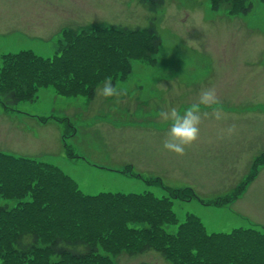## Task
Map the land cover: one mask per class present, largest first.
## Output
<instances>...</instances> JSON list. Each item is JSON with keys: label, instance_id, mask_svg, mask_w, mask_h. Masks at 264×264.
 Instances as JSON below:
<instances>
[{"label": "rangeland", "instance_id": "1", "mask_svg": "<svg viewBox=\"0 0 264 264\" xmlns=\"http://www.w3.org/2000/svg\"><path fill=\"white\" fill-rule=\"evenodd\" d=\"M144 3L0 0V66L3 54L20 50L49 57L74 32L100 38L116 34L95 48L72 44L64 52L67 61L84 59L81 50L93 54L100 52L98 48L127 45L116 28L137 26L143 32L152 21L161 38L154 63L144 57L148 41L138 55L129 43L128 70L124 77L110 79L117 89L112 96L102 94L103 76L112 75L115 70L109 69L115 64L107 56L111 65L104 66L101 55L94 66L88 65L89 58L83 69L70 68L74 77L69 79L75 83L69 87L64 86L66 78L47 65L42 77L48 75L52 83L39 85L35 99L22 97L6 106L0 97V151L53 164L87 194L151 192L165 197L168 189L184 188L183 198H171L176 216L174 223L163 225L168 231H176L188 213L208 232L239 226L264 229V169L249 182L255 187L251 194L246 193L248 185L234 201L207 203L231 194L248 175L254 157L264 155V0H251L245 13L228 12L223 0H164L162 5L155 1L154 12ZM24 75L30 80L41 77ZM83 77L97 79L87 84L96 92L91 99L78 95ZM204 88L214 91L216 102L200 103ZM193 104L199 105L201 115L196 139L184 145L183 153L164 148L172 118L162 113L173 108L182 112ZM15 179L0 171V189L7 192L0 196V205L12 208L16 203V197H7L19 187ZM42 183L36 199L43 195L56 209L78 204L89 210L63 184L48 177ZM32 216L29 210L25 218ZM120 252L110 256L114 264H171L155 248Z\"/></svg>", "mask_w": 264, "mask_h": 264}, {"label": "trees", "instance_id": "2", "mask_svg": "<svg viewBox=\"0 0 264 264\" xmlns=\"http://www.w3.org/2000/svg\"><path fill=\"white\" fill-rule=\"evenodd\" d=\"M152 1V4L144 3L150 11H154L155 5L162 4L164 0ZM223 1L230 10L244 13L252 6L250 0ZM115 30L123 32L119 37L127 45L117 49L98 48L100 52L93 51V54L81 50L84 59L71 57L67 61L64 52L70 50L72 44L89 43L90 48L99 46V42L105 45L116 33L100 38L90 33L74 32L71 40L50 57H41L29 50L5 55L0 67V94L7 103L17 102L21 97L31 99L39 85L52 83L53 79L48 75L42 77L47 65L60 72L61 77L66 78L64 86L69 87L75 83L69 79L74 77L70 68L75 72L83 69L81 66L84 67L89 58L88 65L94 66L96 57L101 55L105 57L100 60L104 66L110 67L109 60L115 64L109 69L110 72L115 70L114 73L103 76L104 80L111 79L120 71L125 74L124 69L128 70L127 55L132 53L129 43L133 42L132 48L138 55L142 52L141 45L148 41L144 57L155 54L161 44L152 21L143 32L128 27ZM107 56L111 59L107 60ZM27 73L41 77L30 80L24 75ZM96 80L95 77H83L77 92L85 88L83 85L93 84ZM93 91V85L88 86L89 96ZM58 92L63 93L61 90ZM23 166L26 169H21ZM3 169L6 176L11 174L17 178L15 184L19 187L7 196L16 197L12 208L8 204L0 205V264H113L109 256L111 253L126 251L133 254L154 248L173 264H264V231L257 228L238 227L229 232L207 233L200 220L189 214L176 231L169 232L163 225L174 223L175 213L166 196L156 197L151 192L83 194L72 179L56 166L0 152V171ZM46 177L79 195L89 210L78 204L56 209L43 195L36 199L44 189L42 180ZM186 191L184 188L168 190L172 198H181ZM6 194L0 189V196ZM29 210H33V216L25 218Z\"/></svg>", "mask_w": 264, "mask_h": 264}, {"label": "clouds", "instance_id": "3", "mask_svg": "<svg viewBox=\"0 0 264 264\" xmlns=\"http://www.w3.org/2000/svg\"><path fill=\"white\" fill-rule=\"evenodd\" d=\"M117 92L110 79H106L103 84L102 94L105 97L112 96ZM201 104H211L216 102L214 91L208 88L201 90L199 95ZM166 118L170 115L172 122L170 124L167 138L163 141L164 148L176 153L184 152V145L194 141L199 133V122L201 115L199 105L193 104L191 107L184 109L182 112L173 108L169 112H163Z\"/></svg>", "mask_w": 264, "mask_h": 264}, {"label": "crops", "instance_id": "4", "mask_svg": "<svg viewBox=\"0 0 264 264\" xmlns=\"http://www.w3.org/2000/svg\"><path fill=\"white\" fill-rule=\"evenodd\" d=\"M263 169H264V168L261 169V171H260L261 173H263ZM253 190H255V187H254L252 184H250L249 187H248V192H246V193L251 194V192H252Z\"/></svg>", "mask_w": 264, "mask_h": 264}, {"label": "bare ground", "instance_id": "5", "mask_svg": "<svg viewBox=\"0 0 264 264\" xmlns=\"http://www.w3.org/2000/svg\"><path fill=\"white\" fill-rule=\"evenodd\" d=\"M28 50V49H27ZM30 51V50H29Z\"/></svg>", "mask_w": 264, "mask_h": 264}]
</instances>
